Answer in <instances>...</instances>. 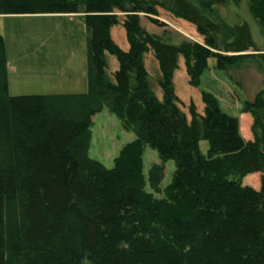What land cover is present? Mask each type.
I'll return each mask as SVG.
<instances>
[{
	"label": "trees",
	"instance_id": "16d2710c",
	"mask_svg": "<svg viewBox=\"0 0 264 264\" xmlns=\"http://www.w3.org/2000/svg\"><path fill=\"white\" fill-rule=\"evenodd\" d=\"M251 2L264 13V0ZM214 5L227 0H0V16L83 14L88 33V91L53 96L9 95L0 35V264H264V177L260 190L242 183L264 176V91L248 105L246 141L210 92L201 93L203 114L190 104L189 121L173 84L180 58L194 88L211 59L219 71L264 69V55L246 54L255 50L249 25L227 24ZM159 9L194 25L204 44L148 33L141 15ZM119 14L128 51L110 35ZM148 53L162 100L149 85ZM107 55L118 62L111 76ZM105 109L135 137L111 169L86 155ZM146 147L161 160L149 177L155 193L175 163L163 198L147 190Z\"/></svg>",
	"mask_w": 264,
	"mask_h": 264
},
{
	"label": "rangeland",
	"instance_id": "374dc122",
	"mask_svg": "<svg viewBox=\"0 0 264 264\" xmlns=\"http://www.w3.org/2000/svg\"><path fill=\"white\" fill-rule=\"evenodd\" d=\"M257 10L259 9L251 0H227V5L220 7L218 13L227 24L249 25L255 50L246 54L259 57L264 55V13L260 14ZM158 13V17L152 19L159 24L141 15V25L148 33L173 43L191 41L204 44V38L194 25L162 9ZM119 19L120 24L110 29V35L122 50L128 51L129 44L122 26L124 15L119 14ZM0 35L5 43L10 96L76 95L88 91V33L85 15L0 16ZM107 62L108 74L111 76L118 70V62L109 55ZM144 64L150 88L162 100L163 94L159 86L161 74L152 53L145 55ZM209 67L202 76L201 87L194 88L189 85L185 62L180 58L179 69L173 77L175 93L180 100L179 108L190 121V104L194 103L197 112L203 114L205 106L201 93L210 92L216 96L226 114L238 119L244 140L253 141L254 119L248 105L253 104L264 91V69L250 63L219 71L214 59L209 61ZM89 137L86 155L108 169L113 168L114 160L121 150L135 139L134 134L125 131L121 122L106 109L93 118ZM200 147L206 154L208 143L203 141ZM143 161L148 181L147 190L156 197L163 198V191L169 186L175 173V163L170 161L165 164L162 192L155 193L150 187L149 177L153 167L161 165V160L156 151L146 147ZM263 177L261 174L248 175L242 179V183L260 190Z\"/></svg>",
	"mask_w": 264,
	"mask_h": 264
},
{
	"label": "water",
	"instance_id": "95a60500",
	"mask_svg": "<svg viewBox=\"0 0 264 264\" xmlns=\"http://www.w3.org/2000/svg\"><path fill=\"white\" fill-rule=\"evenodd\" d=\"M213 9H214L215 11H219L220 8H219L218 6H216V5H214V6H213Z\"/></svg>",
	"mask_w": 264,
	"mask_h": 264
}]
</instances>
